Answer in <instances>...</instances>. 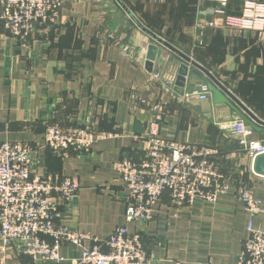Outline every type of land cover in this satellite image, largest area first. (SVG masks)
I'll return each mask as SVG.
<instances>
[{"label":"crops","instance_id":"1","mask_svg":"<svg viewBox=\"0 0 264 264\" xmlns=\"http://www.w3.org/2000/svg\"><path fill=\"white\" fill-rule=\"evenodd\" d=\"M121 1L264 121V23L259 30H239L244 3L264 0H228L223 14L205 19L198 11L216 9V3ZM127 17L116 0H63L57 21L37 25L26 43L0 24V141L28 142L35 149L34 171L57 182L77 180L75 199L57 202L58 222L93 238L81 246L61 245L58 263L9 247L0 251V264H70L84 247L94 240L100 244L122 225L127 190L115 165L123 156L138 159L151 129L164 139L216 148L219 171L232 184H246L264 207V178L252 173V158L225 127L238 115L220 109L210 93L205 99L191 93L202 83L198 78L191 87L189 78L182 88L176 86L165 54L147 70L140 42L150 38L128 24ZM210 21L215 25L206 24ZM167 76L173 85L166 83ZM50 124L85 126L105 136L88 152L69 148L58 154L44 146ZM262 137L264 128L249 138ZM153 208L148 223L129 225L142 237L148 264H236L248 221L264 229V213L250 215L233 194H218L213 203L177 206L164 192Z\"/></svg>","mask_w":264,"mask_h":264},{"label":"built area","instance_id":"2","mask_svg":"<svg viewBox=\"0 0 264 264\" xmlns=\"http://www.w3.org/2000/svg\"><path fill=\"white\" fill-rule=\"evenodd\" d=\"M200 1L218 5L208 12L198 11L199 18L204 19L206 15L223 14L228 2ZM62 3L63 0H0V24L14 39L26 43L37 25L57 21ZM263 23L264 4L245 2L239 30H259ZM206 24L215 25L213 21ZM150 75L152 78L159 76L158 73ZM172 76L175 78L173 73ZM166 83L173 85V79L167 76ZM191 93L199 99L209 95L204 82ZM225 127L232 136L239 138L242 150L251 158L264 152V141L249 138L254 129L241 117L226 122ZM104 136L105 133L85 126L50 124L44 132V146L58 154L69 148L84 153ZM216 153L211 145L164 139L157 130L151 129L141 156L138 159L123 156L115 165L127 190L124 223L115 227L100 244L94 240L92 245L84 247L70 264H148L142 237L137 230H129V225L148 223L153 218L155 202L164 192L177 206H189L197 201L213 203L218 194H233L250 215L264 213L261 201L251 194L246 184H232L219 171L214 161ZM34 155L35 149L26 141H0V251L4 253L12 247L32 259L58 263L62 260L61 245L81 246L85 239L93 238L58 222L57 202L68 203L75 199L79 190L77 180L63 177L57 182L50 174L34 171ZM247 231L236 264H264V229L255 227L249 220Z\"/></svg>","mask_w":264,"mask_h":264},{"label":"water","instance_id":"3","mask_svg":"<svg viewBox=\"0 0 264 264\" xmlns=\"http://www.w3.org/2000/svg\"><path fill=\"white\" fill-rule=\"evenodd\" d=\"M116 1L126 12L131 21L135 24L136 28L154 40L151 42H140L141 47L145 50V68L147 70L152 71L154 62H158L160 56L165 54V63L170 64V68L175 76L176 86L182 88L187 83L186 79L189 78L188 82L190 83L191 87L193 85V79L198 78L207 85L212 102L220 109L228 108L241 117L248 127H251L257 131L263 130L264 121L260 120L242 102L237 100L229 90H227L221 83L214 79L205 69L194 65L185 54L179 52L168 41L143 25L121 0ZM171 53L177 55V58L172 60L170 57ZM169 60L171 63H169ZM251 171L254 175L264 178V152L257 153L252 158Z\"/></svg>","mask_w":264,"mask_h":264},{"label":"rangeland","instance_id":"4","mask_svg":"<svg viewBox=\"0 0 264 264\" xmlns=\"http://www.w3.org/2000/svg\"><path fill=\"white\" fill-rule=\"evenodd\" d=\"M124 15H125V14H124ZM127 19H128V24H129V22H130L131 26H132L133 28H136L135 24H134L132 21H130L128 17H127ZM132 27H130V28L126 27V29H124V30H127V29H128V30H129V29L131 30ZM128 30H127V31H128ZM149 40H150V41H154V40H152L151 38H150ZM261 139H262V140H261ZM260 140H261V141H264V137L260 138Z\"/></svg>","mask_w":264,"mask_h":264},{"label":"trees","instance_id":"5","mask_svg":"<svg viewBox=\"0 0 264 264\" xmlns=\"http://www.w3.org/2000/svg\"><path fill=\"white\" fill-rule=\"evenodd\" d=\"M172 54H173L175 57H177V55H175L174 53H172ZM171 57H172V56H171ZM175 57L173 58V60L176 59ZM171 59H172V58H171Z\"/></svg>","mask_w":264,"mask_h":264}]
</instances>
